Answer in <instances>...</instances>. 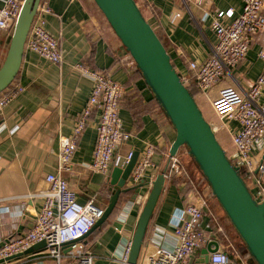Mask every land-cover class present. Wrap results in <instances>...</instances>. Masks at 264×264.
Returning <instances> with one entry per match:
<instances>
[{
    "label": "crops",
    "instance_id": "0c3cea01",
    "mask_svg": "<svg viewBox=\"0 0 264 264\" xmlns=\"http://www.w3.org/2000/svg\"><path fill=\"white\" fill-rule=\"evenodd\" d=\"M140 1L145 10L140 3L139 7L160 33L177 71L187 79L188 86L196 89V101L215 129L218 140L225 150L233 147L231 134L239 125L234 120L221 119L213 108V101L220 90L228 86L236 87L242 93L249 91L263 69L260 40L252 44L242 62L227 70L225 76L206 92L198 87L189 64L191 61L203 62L212 54L216 44L212 21L216 12L232 9L236 16L243 10L242 0H214L205 7L184 0ZM48 2L52 12L46 16V27L59 40L63 62L54 64L25 49L14 80L24 90L5 108L0 120V245L30 230L42 208L43 194L49 188L46 175L59 170L60 137L72 134L75 121L91 94V78L75 68L77 63H83L107 70L125 86L120 116L131 137L120 144L115 153L124 156L134 150L141 156L148 145L155 148L156 169L145 172L141 187L122 194L111 217L86 238L94 257L93 264H119L118 252L126 240L133 238L152 182L167 168L176 131L94 0ZM177 11H181V18L175 17ZM11 36L12 32L0 30V67L6 58ZM98 119L99 111L95 109L78 140L72 167L64 170L62 175L81 203L94 198L98 205L106 208L112 194L110 182L114 167L107 177L95 172L91 166ZM260 148L255 152L264 161V147ZM178 156L181 162L190 158L188 151ZM183 179L185 175L177 174L166 179L145 232L138 264H145L147 255L156 250L158 243H173L174 228L170 219L178 208L199 203L205 198L204 193L209 194L208 202L219 205L209 186L203 187V191L195 187L188 189ZM210 214L211 208L207 204L203 228L224 249L223 239L217 234L221 225L218 220H211ZM205 247L194 254L189 264H201V251ZM44 250L28 249L0 264H52L53 260L44 254Z\"/></svg>",
    "mask_w": 264,
    "mask_h": 264
},
{
    "label": "built area",
    "instance_id": "2783aa9c",
    "mask_svg": "<svg viewBox=\"0 0 264 264\" xmlns=\"http://www.w3.org/2000/svg\"><path fill=\"white\" fill-rule=\"evenodd\" d=\"M198 6H208L214 0H184ZM24 0H2L0 4V30L13 33ZM243 10L234 15L232 9L216 12L212 29L216 44L212 54L203 62L191 61L189 68L194 72L198 87L203 92L223 78L227 70L242 62L256 40L262 49L260 58L263 69L246 93L228 86L220 90L213 101V108L221 119L234 120L238 129L231 134L233 151L226 150L232 163L241 168L244 180L254 198L264 199V161L257 152L264 147V0H242ZM52 8L48 0H41L30 27L25 49L35 52L54 64L63 62L59 40L46 27V16ZM181 18V11L175 13ZM75 68L91 78L93 85L88 103L75 121L71 135H61L59 170L49 173L46 180L49 188L44 192V201L30 230L12 237L0 245V260L9 261L24 253L33 245L45 242L44 254L53 260L52 264H93L94 257L89 251L86 235L102 218L105 207L95 199L81 203L76 192L63 177L64 170H70L78 148V140L84 131L93 110L99 111L96 126V142L91 166L104 176H110L113 167H125L131 161L134 150L126 155L116 154L120 144L131 134L124 129L120 116V102L125 94V86L109 73L93 69L83 63ZM183 81L187 79L182 76ZM24 87L14 81L0 93V120L5 108L16 98ZM215 130V129H214ZM155 148L148 145L138 157L128 179V184L137 185L148 169H156L153 160ZM258 171V172H257ZM186 175V170L178 155L169 157L166 179L172 175ZM250 183V185H249ZM252 185V187H251ZM202 198V197H201ZM200 198V199H201ZM207 201L189 203L173 213L170 224L174 228L171 245L158 243L156 250L147 255L145 264H189L194 254L203 246L214 241L203 228ZM132 239L126 240L119 252V264H128ZM239 264H249L239 251L235 250ZM210 264H234L232 256L224 249L210 254Z\"/></svg>",
    "mask_w": 264,
    "mask_h": 264
},
{
    "label": "water",
    "instance_id": "95a60500",
    "mask_svg": "<svg viewBox=\"0 0 264 264\" xmlns=\"http://www.w3.org/2000/svg\"><path fill=\"white\" fill-rule=\"evenodd\" d=\"M41 0H24L15 24L6 58L0 67V93L15 80L23 55L26 39ZM108 23L129 52L156 100L176 131L169 157L178 155L185 146L205 177L212 194L235 228L250 254L249 264H264V199L258 202L240 167L228 158L217 138L212 124L206 119L195 96L174 66L171 55L154 27L141 11L136 0H94ZM139 157L138 152L125 167H114L111 173L112 192L105 213L90 232L102 225L117 209L122 194L142 186H128V179ZM167 168L154 182L139 216L128 264H138L145 232L157 201L163 191ZM258 172V171H257ZM86 235V237L90 234ZM46 248L39 242L29 249ZM219 249L211 241L202 249L201 264H210V254ZM27 251V250H26ZM11 259V258H10ZM4 262V260H0Z\"/></svg>",
    "mask_w": 264,
    "mask_h": 264
},
{
    "label": "rangeland",
    "instance_id": "374dc122",
    "mask_svg": "<svg viewBox=\"0 0 264 264\" xmlns=\"http://www.w3.org/2000/svg\"><path fill=\"white\" fill-rule=\"evenodd\" d=\"M136 1H137V3H140L141 8L143 10H145V8L143 6V3L140 0H136ZM232 148L233 147L229 146V147H227V150L231 151ZM187 151H188L187 147L183 146L179 150L178 154H180L182 152H187ZM188 160H190L189 171L194 177L195 185L200 190H202V188L207 185V181L203 180L201 172L196 171V169H197L196 165L194 164V162L191 159V157ZM249 185H250V183H249ZM200 187H202V188H200ZM251 187H252V185H251ZM204 197H205L207 203L209 204V206L212 207V209L214 210L215 218H216V220L219 221V223L221 225V228H222V239H223V242H224V247L223 248L227 249V247H231V248L233 247L234 249L238 250L240 254H243L242 252H246L244 243L238 237L236 232L231 228V225H230L229 221L225 217V213L220 209L219 205H216L215 202H211V201L208 202L209 194L206 195V193H204Z\"/></svg>",
    "mask_w": 264,
    "mask_h": 264
},
{
    "label": "trees",
    "instance_id": "16d2710c",
    "mask_svg": "<svg viewBox=\"0 0 264 264\" xmlns=\"http://www.w3.org/2000/svg\"><path fill=\"white\" fill-rule=\"evenodd\" d=\"M141 9V8H140ZM141 11H142V9H141ZM143 12V11H142ZM144 14V13H143ZM155 29V28H154ZM155 31H156V33L158 34V36L160 37V39L162 40V42H163V44L165 45V43H164V41H163V39H162V37H161V35H160V33L158 32V30H156L155 29ZM12 37V36H11ZM11 37H10V41H11ZM10 44V43H9ZM166 46V45H165ZM129 53V52H128ZM136 64V63H135ZM85 65H87V66H89V67H91V68H93V69H96V68H94V67H92L91 65H89V64H85ZM137 66V65H136ZM175 66V65H174ZM96 70H100V71H103L104 73H109V72H107V70H102V69H96ZM140 71V70H139ZM141 73V72H140ZM181 77H182V75H181ZM185 82V81H184ZM185 84H186V86L189 88V90L191 91V93L195 96V94H196V89L194 88V87H192V86H188L189 84L187 83V82H185ZM158 102V101H157ZM160 105V104H159ZM160 107L162 108V106L160 105ZM162 110H163V108H162ZM164 111V110H163ZM165 113V112H164ZM189 154V153H188ZM190 156V155H189ZM191 157V156H190ZM192 159V158H191ZM193 160V159H192ZM193 162H194V164L196 165V171H199V172H201L200 171V169L198 168V166H197V164L195 163V161L193 160ZM182 163H183V165H184V167H185V170H186V175H185V179H183V181H184V184L186 185V188H188V189H191V188H197V190H199V191H203V186L202 187H200V188H202V190H200L196 185H195V180H194V177H193V175L190 173V171H189V165H190V160H186V161H183L182 160ZM201 175H202V178H203V180L204 181H206V179H205V177L203 176V174H202V172H201ZM242 176H243V178H244V175L242 174ZM206 186H209L208 185V183H207V185ZM205 187V186H204ZM210 188V187H209ZM210 190H211V188H210ZM132 191V190H131ZM131 191H129V192H131ZM129 192H127V193H129ZM211 194H212V192H211ZM213 195V194H212ZM213 197L215 198V196L213 195ZM215 200H216V198H215ZM216 202H218V201H216ZM216 204V203H215ZM218 204H219V202H218ZM219 206H220V204H219ZM118 207V206H117ZM209 208H211V220H216V218H215V213H214V210L212 209V207H210L209 206ZM220 209L223 211V209L221 208V206H220ZM224 212V211H223ZM225 217H226V219L229 221V219H228V217L226 216V214H225ZM229 223H230V225H231V228L235 231V228L233 227V225L231 224V222L229 221ZM217 229H218V227H217ZM236 232V231H235ZM217 234H218V238H221L222 239V229H220L219 231L217 230ZM236 234H237V232H236ZM238 235V234H237ZM238 237H239V235H238ZM240 238V237H239ZM241 239V238H240ZM242 241V240H241ZM243 242V241H242ZM233 248V247H232ZM231 247H227V249H224L227 253H229L231 256H232V258H233V260H234V264H239L240 262H239V259L238 258H236V255H235V250L236 249H232ZM245 249H246V247H245ZM238 251V250H237ZM243 254H242V256H243V258H245L246 260H249V258L251 257L250 256V254L248 253V251H247V249H246V252H242Z\"/></svg>",
    "mask_w": 264,
    "mask_h": 264
},
{
    "label": "bare ground",
    "instance_id": "6f19581e",
    "mask_svg": "<svg viewBox=\"0 0 264 264\" xmlns=\"http://www.w3.org/2000/svg\"><path fill=\"white\" fill-rule=\"evenodd\" d=\"M153 183V182H152ZM203 197V196H202ZM138 220V219H137ZM135 230V229H134ZM133 232V231H132ZM222 248V247H221Z\"/></svg>",
    "mask_w": 264,
    "mask_h": 264
}]
</instances>
